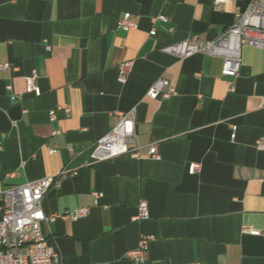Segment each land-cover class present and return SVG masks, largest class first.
<instances>
[{
    "label": "crops",
    "instance_id": "obj_1",
    "mask_svg": "<svg viewBox=\"0 0 264 264\" xmlns=\"http://www.w3.org/2000/svg\"><path fill=\"white\" fill-rule=\"evenodd\" d=\"M214 3L0 0V178L6 187L59 180L43 200L46 215L89 210L42 223L61 264H264V50L243 46L235 79L222 75L220 57L162 51L194 34L217 39L249 0ZM126 13L137 25L129 32L118 28ZM34 74L40 95L27 90ZM161 77L176 95H147ZM130 112L141 157L95 162L96 143ZM142 201L149 218L136 221ZM141 235L154 240L136 263L127 254Z\"/></svg>",
    "mask_w": 264,
    "mask_h": 264
},
{
    "label": "built area",
    "instance_id": "obj_2",
    "mask_svg": "<svg viewBox=\"0 0 264 264\" xmlns=\"http://www.w3.org/2000/svg\"><path fill=\"white\" fill-rule=\"evenodd\" d=\"M226 2L227 0H215V9H224ZM155 20H166V18L160 16ZM118 28L125 32L137 28L131 13H126L120 19ZM150 34L156 35V30L153 29ZM243 46L264 50V0H249L247 9L237 13L235 22L215 40L204 41L199 35L194 34L183 41L164 47L162 51L181 60L199 53L220 57L223 59L222 75L235 79L241 69ZM2 67L5 68L8 65H2ZM132 67V61L120 65V83H126ZM36 78L37 75L34 74L26 79L27 90L40 95L41 91L36 85ZM8 90L12 91L13 87L9 85ZM231 90L234 91V87ZM176 94L177 89L165 77L158 79L147 93L153 99L170 98ZM58 109L65 110L66 113L71 112L69 106H61ZM119 116L118 124L96 143L92 153V159L95 162L110 160L122 155H131L136 159L141 157V147L133 145L136 136L134 113H121ZM50 119L51 122L56 120L55 110L50 111ZM232 128V139L234 140L237 127ZM58 134L59 131H53V135ZM257 147L260 150L264 149V138L258 140ZM54 151L55 149H51V152ZM148 155L155 160L161 158L155 145L149 146ZM200 170L201 165L198 164L190 167L192 174ZM52 187H60V181L54 177L9 187H6L0 178V264H61L60 254L47 243L42 223L52 222L57 218L77 221L86 217L89 210L81 208L62 215H46L43 211V200ZM148 218V203L142 201L139 205V213L134 220ZM244 232L256 236L261 234L260 231L249 226L244 227ZM153 240V236L141 235L137 248L128 252V259L136 263H144L146 252Z\"/></svg>",
    "mask_w": 264,
    "mask_h": 264
}]
</instances>
